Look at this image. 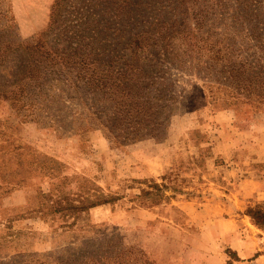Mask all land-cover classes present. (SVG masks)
Here are the masks:
<instances>
[{
	"label": "rangeland",
	"instance_id": "obj_1",
	"mask_svg": "<svg viewBox=\"0 0 264 264\" xmlns=\"http://www.w3.org/2000/svg\"><path fill=\"white\" fill-rule=\"evenodd\" d=\"M53 1L0 0V86L8 85L0 87V257L59 255L118 237L150 264H264V227L247 213L264 207V108L225 103L224 87L207 84L204 59L188 53L183 66L161 61L171 82L161 89L177 97L165 101L157 134L124 140L108 126L76 131L73 121L100 105L73 87L75 70L45 58L46 49L76 47L96 62L122 60L133 33L230 15L238 0H64L51 24ZM37 39L29 50L13 48ZM36 65L41 88L11 99L14 72ZM152 182L167 197L152 201L144 193ZM82 197L76 214L69 203Z\"/></svg>",
	"mask_w": 264,
	"mask_h": 264
},
{
	"label": "trees",
	"instance_id": "obj_2",
	"mask_svg": "<svg viewBox=\"0 0 264 264\" xmlns=\"http://www.w3.org/2000/svg\"><path fill=\"white\" fill-rule=\"evenodd\" d=\"M63 2H52L51 24L56 20ZM237 2V12L230 15L215 13L213 17H207L198 12L200 15H196L192 26L182 19L170 22L167 28L133 33L130 37L133 44L124 48V53L120 55L122 60L111 55L104 61L96 62V58H87L86 53H80L76 47L71 52L59 50L54 55L46 49L45 58H49L51 63L61 62L68 72L75 70L71 82L73 87L80 86L89 93L93 92L89 96L90 105H100L99 109L96 107L80 114V123L75 124L72 120V127L76 131H84L94 126H108L124 140L154 136L159 127L166 124L167 115L163 118L159 116L165 110V101L177 97L171 89H168L169 92L161 89L162 83L166 82L168 87L171 85L167 73L160 67L161 61L183 66L189 59L188 53L190 61L191 58L204 59L207 84L213 82L224 87L227 94V99L223 100L225 103L235 108H240L242 104L255 109L264 108V0L248 5L245 1ZM38 41L19 42L13 48L29 50ZM174 41H177L178 47ZM57 55L60 60L56 59ZM142 59L147 61V67L139 66L138 61ZM59 71L63 72L62 69ZM41 74L40 65L31 70L18 68L14 72L16 78L10 83L14 85L11 99L18 101L29 94L31 85L40 86ZM148 77L149 81H145ZM0 87L7 90L8 85ZM152 87L157 91L154 93L156 96L150 94ZM2 96L7 97V94L2 93ZM149 185L153 190L147 189L144 193L151 195L152 201L167 197L158 183ZM112 198L117 197L90 201V205L106 203ZM84 199H79L77 204L69 203V208L76 214L84 210ZM247 213L255 224L264 227V207L256 205ZM59 253H19L0 257V264H150L142 257L141 250L118 237L103 238L98 243L86 241L81 247L69 245Z\"/></svg>",
	"mask_w": 264,
	"mask_h": 264
},
{
	"label": "built area",
	"instance_id": "obj_3",
	"mask_svg": "<svg viewBox=\"0 0 264 264\" xmlns=\"http://www.w3.org/2000/svg\"><path fill=\"white\" fill-rule=\"evenodd\" d=\"M256 264H260V263H256Z\"/></svg>",
	"mask_w": 264,
	"mask_h": 264
}]
</instances>
